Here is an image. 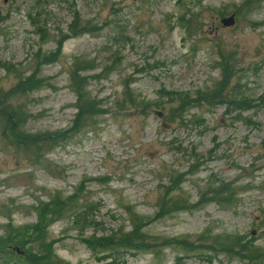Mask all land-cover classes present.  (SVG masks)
<instances>
[{
	"label": "rangeland",
	"instance_id": "obj_1",
	"mask_svg": "<svg viewBox=\"0 0 264 264\" xmlns=\"http://www.w3.org/2000/svg\"><path fill=\"white\" fill-rule=\"evenodd\" d=\"M79 68L99 114L75 128ZM0 109V264H264V0H0Z\"/></svg>",
	"mask_w": 264,
	"mask_h": 264
},
{
	"label": "trees",
	"instance_id": "obj_2",
	"mask_svg": "<svg viewBox=\"0 0 264 264\" xmlns=\"http://www.w3.org/2000/svg\"><path fill=\"white\" fill-rule=\"evenodd\" d=\"M61 48H62V42H59L57 46L58 53L61 50ZM86 70L88 69L79 68L75 71L72 70L70 74V82H71L70 88L77 97L76 106H75L76 116L74 119L75 128L79 127L81 125L80 124L81 122L83 123L84 121L91 119L92 117L99 114V109H98L99 104L95 102L94 100L90 99V97H88V94L85 91L86 79L81 77L79 74L81 72H85ZM34 74H37V73H34ZM228 79H229L228 71L227 69H223L220 74V81L217 82V85H216L217 88L213 92H210V94L208 95V98L215 99L217 101L221 97L222 92L224 91L223 88L226 85ZM40 82L41 81L38 80L37 77H35V75L29 76L25 79H20L16 86L15 91L21 94L33 92L35 90H38L41 87ZM129 102L130 104H132L133 100H129ZM253 103L254 101H247V100H239L235 103H232L231 101L228 100L226 102L225 101L217 102L215 103V105H227V106L234 105L236 108L240 109V111H245L253 107L252 106ZM10 115H12L11 118L15 120L16 122H18L19 125H24L26 123L25 114H21L19 110H17L14 113L11 112ZM12 125H16L14 121ZM18 127H23V126H18ZM39 136L40 135H36V136L32 135V136H26V137L30 139V141L34 142V140L38 138ZM51 137H52V140L50 141V144L53 146L55 145V141H57L59 137H56V136L53 137L52 135ZM30 145L32 147H36L34 143H30ZM178 189H179V186L175 185L174 188H171L170 190L165 191V193H170L172 191H178ZM208 194L213 198V200L217 199V197L219 196V192L217 191L208 192ZM71 202H72V198H68L65 201H59L58 199H56V200H53L49 204H42L41 211L39 213V219L40 220L42 219V222H43V220L47 219L48 217L49 219L47 220L52 222L53 221L52 217H59L61 214L60 210L63 209L65 206H68L69 208L73 207ZM186 203H187L186 200L183 198H172V197H169L167 199L162 198L157 218H162L164 215H167L173 212L186 210L187 209ZM138 221L134 222L130 232H128L127 234H121L120 245L122 247H130L131 243H135L138 241L141 243L143 242L142 240L143 235L141 233L140 226L138 225ZM45 228L46 226H44V229ZM41 230H42L41 228L38 229V226H36L35 235H37ZM21 237L25 238L29 236L23 235ZM185 243L186 242L179 243L178 245L181 247L183 246L186 247L187 244ZM216 244L218 246L221 245V243L218 241H216ZM232 245L237 248L241 247V246H238L240 244L236 240H233L232 242H230L228 246H221V247H227V248L230 246L233 247ZM39 246L42 250H45V246L43 243L40 242Z\"/></svg>",
	"mask_w": 264,
	"mask_h": 264
},
{
	"label": "water",
	"instance_id": "obj_3",
	"mask_svg": "<svg viewBox=\"0 0 264 264\" xmlns=\"http://www.w3.org/2000/svg\"><path fill=\"white\" fill-rule=\"evenodd\" d=\"M5 1H7V0H5ZM234 24H235L234 15H231L227 18H223L221 20V25L225 28L232 27V26H234Z\"/></svg>",
	"mask_w": 264,
	"mask_h": 264
}]
</instances>
